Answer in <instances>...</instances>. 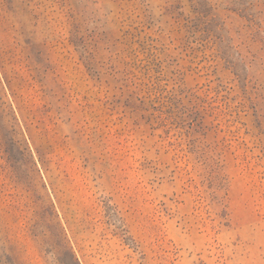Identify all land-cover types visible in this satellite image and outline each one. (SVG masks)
Segmentation results:
<instances>
[{"label":"rangeland","instance_id":"1","mask_svg":"<svg viewBox=\"0 0 264 264\" xmlns=\"http://www.w3.org/2000/svg\"><path fill=\"white\" fill-rule=\"evenodd\" d=\"M0 264H264V0H0Z\"/></svg>","mask_w":264,"mask_h":264}]
</instances>
